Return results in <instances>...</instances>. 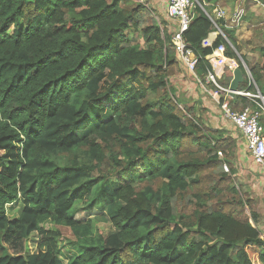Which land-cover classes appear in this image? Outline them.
Instances as JSON below:
<instances>
[{"label":"trees","instance_id":"trees-1","mask_svg":"<svg viewBox=\"0 0 264 264\" xmlns=\"http://www.w3.org/2000/svg\"><path fill=\"white\" fill-rule=\"evenodd\" d=\"M149 14L138 0H0V264H64L55 226L68 227L81 248L67 264H264L256 215L232 180L237 141L172 100V33ZM213 30L196 6L184 34L196 73L203 77L205 57L229 41L225 55L244 75L239 91L264 97V46L246 87L231 31L205 45ZM205 172L224 185L201 189ZM185 199L189 213L178 209ZM16 204L10 218L6 208ZM95 214L107 218L105 234Z\"/></svg>","mask_w":264,"mask_h":264},{"label":"rangeland","instance_id":"rangeland-1","mask_svg":"<svg viewBox=\"0 0 264 264\" xmlns=\"http://www.w3.org/2000/svg\"><path fill=\"white\" fill-rule=\"evenodd\" d=\"M141 1L147 9H149L150 14L149 17H154L157 20L160 18H163L166 14L163 11H160L155 5H153L151 0H138ZM131 2V1H130ZM219 2V1H218ZM222 5L221 7H225L230 11V13L233 12L234 8L238 7H243L244 12L243 16L241 17L239 23L242 21V25L237 28V25L233 24L234 28L232 29L234 37L235 35L239 37L236 39V43L239 46L240 50L245 51V56L246 53H248V57L250 59L255 60L257 57L255 63H258V65L263 63V58L260 56L259 48L264 46V2L261 0L258 1L256 0L255 3H252L250 1L246 0H227V2H221ZM219 5V4H218ZM220 6V5H219ZM166 17V16H165ZM164 17V18H165ZM166 19V18H165ZM167 21V20H166ZM225 34L227 37L230 35V33H227L229 26L223 28ZM237 33L235 34V31ZM130 39L132 40L133 43H139L140 45L143 46V38L141 37V34L139 31H130L129 35ZM176 61V60H175ZM167 79V88L172 89L173 95L171 93L170 97L172 100L177 102V106L183 109L184 108H189L192 107L193 109V116L196 117L197 120H199L204 127L211 128V129H218L219 127H225L222 129L224 132L228 130L229 125L231 124L227 118H225L222 114V111L220 110V107L217 104L215 105V117L213 118V121L210 122L209 118L206 117V111H208L206 108L201 106V101L200 98L201 91H200V85L199 83L191 78L190 74L186 73L182 66L179 64V62H175L169 69L166 75ZM193 79V80H192ZM247 80V79H246ZM197 83V84H196ZM212 87L211 85H207L206 87ZM205 100H209V96H203ZM256 98L260 100V105L263 106L262 114H264V97L259 95H255ZM211 100V99H210ZM216 125V126H215ZM217 127V128H215ZM228 168V167H227ZM260 176V177H259ZM257 177H259L260 180V191L264 192V175L263 171L260 170L258 172ZM218 175H210L208 172H205L203 176L201 177L199 181V186L201 189L205 191H209L211 187H217L219 185H224L218 184ZM233 184L236 190L237 195L239 194L240 196L243 197V199L247 200L246 203L249 205L248 208L252 209L250 207V204L255 202H252V200L249 199V193L244 189L243 185L239 182L237 178H233ZM227 198L228 201L231 199L230 195L227 194L223 200ZM235 198V197H233ZM210 205H212L214 208H217L218 205L216 204V200L218 199V195L214 194L210 198ZM255 201V200H254ZM81 204H76L74 209H77L80 207ZM85 205V204H84ZM178 209L183 210L186 213H189L190 210L193 208L188 202V199L185 200H179L178 201ZM13 209H9L11 207L7 206L6 212L8 216L11 218L17 214V209L20 208L18 204L13 206ZM226 209H229L231 206L230 204L225 205ZM246 212H248V209H246ZM83 212L82 210H79V214L81 215ZM96 217H98V220L95 221V224L98 226L100 231L102 233H106L110 229V225L107 223V218L104 215L100 214H95ZM48 226V225H47ZM58 231H60V236L57 238V243H59V255L61 259L63 260L64 264H67L73 256L77 255L80 251L81 248H79V245L75 243L74 241V236L72 235L70 229L66 226H55ZM32 236H30L31 238ZM29 238V239H30ZM35 237L33 236L32 240H27L26 245L29 247V250H34L33 248V242L35 241Z\"/></svg>","mask_w":264,"mask_h":264},{"label":"built area","instance_id":"built-area-1","mask_svg":"<svg viewBox=\"0 0 264 264\" xmlns=\"http://www.w3.org/2000/svg\"><path fill=\"white\" fill-rule=\"evenodd\" d=\"M196 3L197 0H166L165 10L168 16L176 22L175 29L172 31L175 57L184 70L199 83L204 92L211 93V91L205 88V84L211 83L212 87H214L216 91H222L225 98H229L228 89L223 88L216 79L217 70L220 67L225 64L230 67L237 65V61L235 59L229 58L225 55V44L230 45L229 41L225 44L218 45L209 55L205 57L210 68L207 69V72L203 77L196 73L198 57L184 37V33L188 30L191 23ZM198 6L215 27V30L213 31L214 37L211 40V44L218 35L225 38V33L219 29L221 25H226L227 20L234 24H239L244 12L243 7L241 6L234 8L233 12L228 16L227 13L229 10L225 7H210L209 4L205 2L203 4L198 3ZM226 16H228L227 19ZM235 95L255 97V95L243 91H237ZM216 101L219 103L218 98ZM257 106L258 108L245 106L241 109H234L229 106L227 99L220 103V108L224 116L233 124L234 128L240 132L252 162L259 166L264 172V126L259 120L263 106L260 104H257ZM224 169L227 170L225 165Z\"/></svg>","mask_w":264,"mask_h":264},{"label":"crops","instance_id":"crops-1","mask_svg":"<svg viewBox=\"0 0 264 264\" xmlns=\"http://www.w3.org/2000/svg\"><path fill=\"white\" fill-rule=\"evenodd\" d=\"M151 1H152L151 3L153 5H155L160 11L165 12V14H166L165 16L166 17L165 16L164 17L167 20L168 29H170V31L172 33V31L175 29L176 22H175L174 19H172L171 17L168 16V14H167V12L165 10V8H166V0H151ZM224 1L227 2V0H220L219 2L218 1L217 2H210V4H215V5L219 4L221 6L222 5L221 2H224ZM228 12H230V11H228ZM233 24L234 23H232L229 20H227L226 27L229 26L228 30L231 31V34L233 35V38L236 41L237 38L239 40V37H237L236 35L234 37L233 31H232V29L234 27L231 26ZM235 25H237V28H235V29H238V27H240L242 25V21L239 24H235ZM213 31L210 32L209 35H208V39H207L208 41L207 42L209 44L205 43V45H210L211 44V42H210L211 40L209 41V36L211 38L214 37V34H213L214 32ZM237 31L238 30L235 31V34L237 33ZM240 54L245 57V61H243L241 59ZM244 54H245V51L241 50L238 53V56H237L238 59L237 60H239L241 62V64L243 66H246V68H248L249 70H250L251 67H256L258 63L254 64V62L256 61L257 57L255 58V60H253V59H250L247 56L248 53H246V56ZM236 67H238V63H237L236 66H232V67H230L227 64H225L222 67H220L217 70V80H218V82L220 80L224 81L226 79L225 77L228 76V75H226V71L230 72L231 75L233 76V71H234V69ZM244 74H245L246 87H248L250 84H253L254 82H253V79L249 76L248 73H244ZM191 78H193V77L191 76ZM243 82H244V75H243ZM206 89L211 91V93L204 92L202 90V88L200 87V91H201L200 95L202 97V98H200V101L202 102L201 106L208 110V111H206V114H205L206 117H208L209 121L212 122L213 118L215 117L214 113L216 112L214 104H217L220 107V103H217L216 100H217V98L219 100V97H221V94H219V92L216 91V89L214 87L208 86V87H206ZM241 91L246 92V89H242ZM204 95L205 96H209V98L211 100L210 99L209 100H205V98L203 97ZM226 99L227 98H225V95H224V100H226ZM215 128H217V127H215ZM224 128L218 126L219 130H222ZM228 129L230 130V132L228 130H226L224 135L230 136L231 138H233V139H235L237 141V148H236L235 153H234L235 157L233 158V165H234V168H235L236 172H235V174L233 176L239 180L241 185H243L244 189L249 193V195H250L249 199L252 200V202H255V204H253V203L250 204V207H252V209H250V210L255 213V215H256V226H257L258 230L260 231L262 237H264V192L260 191V188H259L260 187V180H259L260 176L257 177V174H258V172H260L261 168L259 166L255 165L252 162V159H251V157H250V155H249V153H248V151L246 149L245 143H244V141L242 139V136H241L240 132L234 128L232 123L229 125ZM263 175H264V172H263Z\"/></svg>","mask_w":264,"mask_h":264},{"label":"water","instance_id":"water-1","mask_svg":"<svg viewBox=\"0 0 264 264\" xmlns=\"http://www.w3.org/2000/svg\"><path fill=\"white\" fill-rule=\"evenodd\" d=\"M243 82V73L240 68H236L233 71V76L230 81L228 92L230 97H234L236 92L239 90V85Z\"/></svg>","mask_w":264,"mask_h":264},{"label":"bare ground","instance_id":"bare-ground-1","mask_svg":"<svg viewBox=\"0 0 264 264\" xmlns=\"http://www.w3.org/2000/svg\"><path fill=\"white\" fill-rule=\"evenodd\" d=\"M204 2L207 3V4H209L210 7H211V6H219V5H215V4H210V2H206V1H201V2H200V1L197 0V3L195 4V7L198 6V3L203 4ZM219 7H221V6H219ZM229 14H231V13L228 12L227 15L229 16ZM228 16H226V19H227ZM192 18H193V17H192ZM191 20H192V19H191ZM221 27H222V28H225L226 25H221ZM219 29H220V28H219ZM184 34H185V33H184ZM184 36H185V35H184ZM172 42H173V41H172ZM187 43H188V42H187ZM173 46H174V45H173ZM174 57H175V53H174ZM175 60L178 62V60L176 59V57H175ZM182 68H183V67H182ZM236 68H239V67H236ZM236 68H235V69H236ZM183 69H184V68H183ZM235 69H234V70H235ZM240 69H241V68H240ZM244 69H245L246 73H248L249 76H250L249 69L246 68V66H244ZM241 70H242V69H241ZM242 73H243V72H242ZM204 75H205V74H204ZM250 77H251V76H250ZM216 79H217V78H216ZM217 82H218V80H217ZM229 84H230V83H229ZM207 85H211V86H212L211 83H208V84H205V88H206ZM228 87H229V85H228ZM223 88H224V87H223ZM226 89H228V88H226ZM238 91H239V90H238ZM259 95H260V94H259ZM220 109H221V108H220ZM221 111H222V110H221ZM261 113H262V110H261ZM261 113H260L259 120H260V118H261ZM222 114H223V112H222ZM223 116H224V114H223ZM224 117H225V116H224ZM225 118H226V117H225ZM262 171H263V170H262Z\"/></svg>","mask_w":264,"mask_h":264}]
</instances>
